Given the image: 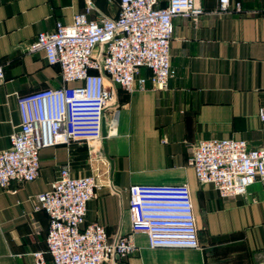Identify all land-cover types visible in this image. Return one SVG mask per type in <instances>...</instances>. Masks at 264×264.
I'll return each mask as SVG.
<instances>
[{"label":"crops","instance_id":"obj_1","mask_svg":"<svg viewBox=\"0 0 264 264\" xmlns=\"http://www.w3.org/2000/svg\"><path fill=\"white\" fill-rule=\"evenodd\" d=\"M200 2L205 13L198 20L174 19L166 89L149 83L128 92L117 85L119 105L106 112L102 142L45 147L36 179L0 186V264H34L32 252L46 251L48 216L35 210L33 197L49 190L65 165L75 177L100 175L103 185L88 202L86 223L105 225L111 240L132 231L131 184L190 188L199 248H154L147 234L135 233L138 250L108 264H264V181L243 195L222 197L213 184L199 182L189 162L191 147L202 140L264 145V0H231L232 7L241 3L240 12L220 11V0ZM90 3L93 19L120 9V0H0V150L10 146L21 122L18 95L63 85L61 67L43 51L30 52V44Z\"/></svg>","mask_w":264,"mask_h":264},{"label":"built area","instance_id":"obj_2","mask_svg":"<svg viewBox=\"0 0 264 264\" xmlns=\"http://www.w3.org/2000/svg\"><path fill=\"white\" fill-rule=\"evenodd\" d=\"M160 2L120 0L117 16L99 19L89 16L90 3L72 22L59 21L38 34L29 51H43L50 64L59 65L63 85L18 95L21 122L10 134V146L0 150V186L36 179L45 147L102 142L106 112L119 105L117 85L128 92L145 90L149 83L154 89L168 87L174 19L198 20L205 9L200 0ZM219 10L240 12L242 6L220 0ZM4 81L0 64V85ZM259 116L264 122V106ZM189 162L199 182L213 184L222 197L243 195L258 179L264 181V145L252 147L244 139L202 140L191 147ZM102 185L100 175L75 177L65 165L49 190L33 197L35 210L49 221L46 251L32 252L34 264H108L138 250L135 233L147 234L154 248L201 246L187 184H131L132 231L115 240L102 223H86L88 202Z\"/></svg>","mask_w":264,"mask_h":264}]
</instances>
